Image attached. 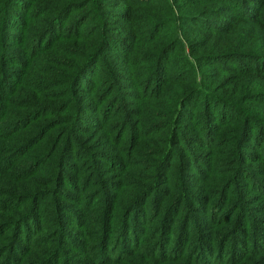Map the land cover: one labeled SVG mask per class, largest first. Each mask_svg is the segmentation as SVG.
Wrapping results in <instances>:
<instances>
[{"label": "rangeland", "instance_id": "rangeland-1", "mask_svg": "<svg viewBox=\"0 0 264 264\" xmlns=\"http://www.w3.org/2000/svg\"><path fill=\"white\" fill-rule=\"evenodd\" d=\"M88 1L19 0L3 21L17 70L0 83V158L13 133L30 142L10 172L38 170L20 189L44 198L55 239L38 264H264V0ZM24 100L64 109L29 117ZM58 204L101 227L96 260L57 252ZM237 204L259 233L228 220Z\"/></svg>", "mask_w": 264, "mask_h": 264}, {"label": "trees", "instance_id": "trees-1", "mask_svg": "<svg viewBox=\"0 0 264 264\" xmlns=\"http://www.w3.org/2000/svg\"><path fill=\"white\" fill-rule=\"evenodd\" d=\"M12 2V4H9V2ZM93 0H89L85 6L89 4ZM16 6L19 5V0H0V47L8 48L7 44H5L2 41V29H3V21L5 20L6 13L9 9L15 4ZM264 9V6L262 7ZM60 38H58L59 40ZM14 41L16 45L22 44L23 41L21 39L19 40H12ZM7 43V42H6ZM17 63V60L13 58H5L0 51V83L4 79V77H8V74L12 73V70H17L15 68H10L7 65L15 64ZM83 62L78 65L76 68H74V72L78 71L81 67ZM71 67V66H70ZM73 69V68H72ZM73 79H69L66 82H63V87L70 92L76 91L77 87L73 86ZM75 83V82H74ZM76 85V83H75ZM163 87H166V84H164ZM65 93V90L63 92L58 91L53 96V101L56 99H59L62 97V95ZM7 100H10L7 97ZM35 101V100H34ZM74 101V96H73ZM23 106L30 108L31 110H27L25 112V116L36 118L49 116V113L52 115H57L61 113L64 109L63 102H58L54 104H49V106H39L38 103L30 102L29 100H24ZM6 112V111H5ZM33 115V116H32ZM4 117V116H3ZM2 117L0 118L1 121ZM57 120V119H54ZM48 122L49 120H45ZM45 123V122H44ZM43 124V123H42ZM41 124V125H42ZM19 135L20 134H12L10 139L13 142H10L6 145H4L5 149H8L5 154H3V159L0 162H2V165L0 166V264H38L37 258L48 256L49 259V242L53 244L55 239L52 238V235L49 236L47 234L48 229V214L42 210V205L44 203V198L42 199V196H39L40 194L36 192L35 190L33 192L30 191H23L21 192L20 189L23 185L25 187H28L31 185L32 177L37 175L38 170L34 171H22V172H10V170L13 167H18L19 161L21 158L24 157L25 153H28L30 150L29 148H24L29 145L30 142H27L17 148L15 145H17L19 141ZM260 140V139H259ZM258 140V141H259ZM75 143V142H74ZM10 148V149H9ZM11 152V153H10ZM163 152V150H162ZM161 152V153H162ZM21 153V154H20ZM160 153V154H161ZM159 155V154H158ZM1 157V154H0ZM50 160V158H49ZM48 165H53L54 162L49 163ZM3 165H6L7 168L3 171H1V167ZM34 165V164H33ZM36 165V164H35ZM30 172V173H29ZM90 183V182H88ZM83 187L81 186H75L74 189L80 188V190L88 189V185L84 184ZM262 192V191H261ZM176 205V204H175ZM173 206L171 210H169L168 216L165 219L166 227L168 228V220L171 214L174 215V219H177L179 216V209L176 206ZM110 207V206H109ZM239 208L240 205L237 204L234 206L233 209L229 212L228 220L232 221L234 217L239 216ZM57 215H56V221L58 222V225L60 227V235L58 239V248L57 252L63 253V250L68 253H73L77 256H82V261L88 263L91 262V260H96L97 258L95 256H92L91 254V244L95 241L97 237H99V231L101 227H98L99 231H89L86 226V216L83 215V219L80 220L79 217L76 218V221H72L70 218L67 219L68 222H71L70 224H66L63 221L64 215L62 210L63 208L60 207V204L57 206ZM244 212H241L237 222H243L242 227L245 225V231L241 233L243 237H249L252 235L253 230H256L257 233L258 230L256 228V222L259 221L256 216H249L246 217L243 215ZM133 214V213H132ZM129 216V211L124 214V220L127 219ZM135 216H132V223L129 226L124 227V231H132L134 230V218ZM92 220V219H91ZM104 221V220H102ZM125 222V221H124ZM101 226H103V222H101ZM71 228V231H75L79 237H82L80 240L76 238L75 242L73 241V244L68 242V239L65 237V231H68ZM96 236L94 239V235ZM232 233V232H231ZM230 233V234H231ZM181 236L183 239V243H185V246L187 245L189 241V236L187 233H179L177 238ZM93 239V240H91ZM232 242L231 236H229L223 243V247L226 249V245ZM264 245V240L262 241ZM44 247H47L44 249ZM185 251V248H184ZM105 250H102V255ZM161 254V253H160ZM168 255L167 249L162 251V257H166ZM185 255V252L181 254L179 259ZM210 256H214L211 255ZM192 257V256H191ZM57 258L58 256H53L51 258L52 264H57ZM101 258V256H99ZM186 258H189V252L187 253ZM201 259V258H200ZM198 259L199 261H202ZM49 264V260H48Z\"/></svg>", "mask_w": 264, "mask_h": 264}]
</instances>
